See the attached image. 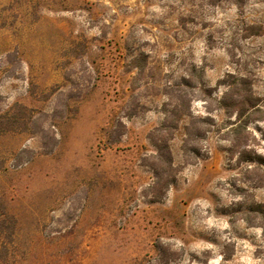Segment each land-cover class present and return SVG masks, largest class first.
<instances>
[{
    "label": "rangeland",
    "instance_id": "obj_1",
    "mask_svg": "<svg viewBox=\"0 0 264 264\" xmlns=\"http://www.w3.org/2000/svg\"><path fill=\"white\" fill-rule=\"evenodd\" d=\"M3 115L0 264H264V0H0Z\"/></svg>",
    "mask_w": 264,
    "mask_h": 264
},
{
    "label": "trees",
    "instance_id": "obj_2",
    "mask_svg": "<svg viewBox=\"0 0 264 264\" xmlns=\"http://www.w3.org/2000/svg\"><path fill=\"white\" fill-rule=\"evenodd\" d=\"M4 117H5V115L1 116L0 121H2ZM160 147H161V153L159 154V158H160L161 162L168 164V165H171L172 159H171V154H169V145H167V143H165L164 145H161ZM5 225L6 224H5L4 220H0V229H4Z\"/></svg>",
    "mask_w": 264,
    "mask_h": 264
}]
</instances>
